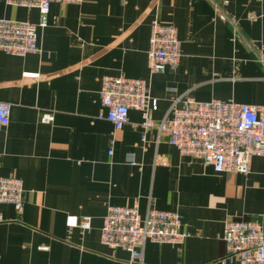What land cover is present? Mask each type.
Here are the masks:
<instances>
[{
	"label": "crops",
	"instance_id": "obj_1",
	"mask_svg": "<svg viewBox=\"0 0 264 264\" xmlns=\"http://www.w3.org/2000/svg\"><path fill=\"white\" fill-rule=\"evenodd\" d=\"M0 19L38 25L40 14L0 0ZM152 20L174 26L181 43L179 65L154 74ZM37 44L24 56L0 50V101L11 104L0 176L23 185L20 212L0 203V264H237L225 258L224 223L256 220L264 230V156L252 158L248 174L216 173L156 128L142 139L137 110L119 130L98 119L99 88L105 75L145 79L155 122L185 96L264 105V0L53 3ZM44 113L52 120L42 122ZM109 205L175 211L188 236L147 241L134 263L100 241ZM84 217L89 229L79 226Z\"/></svg>",
	"mask_w": 264,
	"mask_h": 264
},
{
	"label": "built area",
	"instance_id": "obj_2",
	"mask_svg": "<svg viewBox=\"0 0 264 264\" xmlns=\"http://www.w3.org/2000/svg\"><path fill=\"white\" fill-rule=\"evenodd\" d=\"M83 0H3L10 7L35 9L40 14L38 25L29 22L0 19V50L24 56L39 51L37 29L46 25V16L53 3L80 4ZM181 58V43L177 29L157 20L150 23L147 59L151 74L165 68H176ZM264 63V58L260 59ZM100 105L105 112L97 114L116 130L128 122L131 109L140 112L145 131L156 128L168 135V142L181 155L197 158L216 173L231 171L248 174L251 160L264 156V105L239 103L233 100H196L191 96L175 99L169 115L159 122L150 117L157 100L150 96L145 79L124 75H105L99 88ZM11 104L0 101V131L8 125ZM52 120L44 113L42 122ZM112 151H109L111 154ZM134 164L132 159H129ZM23 185L15 176H0V203L22 210ZM79 226L90 228L88 217ZM188 233L181 229L179 213L147 208L141 214L137 207L109 205L102 218L100 241L109 248H122L130 253L134 263H141L147 241L179 244ZM225 244V258L237 264H264V230L256 220L229 219L221 236Z\"/></svg>",
	"mask_w": 264,
	"mask_h": 264
}]
</instances>
